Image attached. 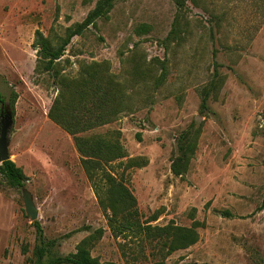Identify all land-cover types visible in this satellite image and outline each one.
<instances>
[{"label": "rangeland", "instance_id": "374dc122", "mask_svg": "<svg viewBox=\"0 0 264 264\" xmlns=\"http://www.w3.org/2000/svg\"><path fill=\"white\" fill-rule=\"evenodd\" d=\"M96 2L0 0L1 105L17 92L9 155L28 177L22 187L32 193L52 252H74L102 227L90 252L104 264H264V0H185L180 10L175 0H117L107 18L71 39L56 65L75 78L106 61L125 82L138 62L150 70L142 74L146 84L135 77L131 109L79 135L118 138L126 155L105 168L123 173L141 221L158 212L151 224L203 223L196 243L166 256L157 240L111 234L72 136L47 116L60 89L35 69V30L55 43ZM176 19L177 34L167 38ZM139 24L149 30L137 34ZM162 65L164 78L154 85ZM214 83L202 105V89ZM195 130L187 171L175 175L180 137ZM130 158L146 164L124 169L119 162ZM22 187L0 181V264L32 257L36 232Z\"/></svg>", "mask_w": 264, "mask_h": 264}, {"label": "trees", "instance_id": "16d2710c", "mask_svg": "<svg viewBox=\"0 0 264 264\" xmlns=\"http://www.w3.org/2000/svg\"><path fill=\"white\" fill-rule=\"evenodd\" d=\"M117 0H97L95 5L87 12L83 20L74 22L65 28L64 34L59 36L57 42L44 36L36 29L34 46L37 47V62L35 69L38 73L46 72L52 75L59 87V92L54 97L47 116L64 129L73 138L74 145L80 155V161L84 171L95 189L98 201L107 215V223L111 234L114 237L130 234L139 239L157 240L161 248L165 249L163 256H166L178 249L187 248L199 239L198 228L203 226L199 220H193L190 226L178 225L169 222L160 226L151 224L158 217V212L149 216L146 220H140V214L136 207V198L126 186L123 173L117 178L105 166L120 160L126 153L118 138H104L101 135H79L83 132L109 123L123 111L131 109L133 102L132 90L138 83L135 77H141L146 84L145 72H150L148 67L142 68L138 62L128 72V82L120 81L116 75L109 71L107 62H98L83 67L82 73L75 78H69L60 74L56 65L64 54L67 45L76 35H81L90 25L95 26L99 18H107ZM180 10L185 0H175ZM171 34H177L179 26L177 19L173 24ZM149 30L148 25L139 24L135 29L137 34ZM166 42L168 40H165ZM163 72L153 78V84L158 85L164 78ZM153 77L150 73L147 74ZM216 84H209L204 87L202 93V105L211 94ZM17 99V92L12 90L9 97V106L14 114V103ZM5 101L0 92V105ZM195 130L192 134L185 132L180 137V153L172 159L170 164L173 174L182 176L188 168L190 156L195 149L198 136ZM123 168L144 166L146 161L143 158H130L127 161L119 162ZM27 176L21 167L17 166L11 159L0 163V181L5 182L14 188L24 185ZM36 232V242L32 249L30 264H104L90 252L94 242L103 235L104 228H95L88 236L81 239L75 246V251L66 255H55L51 246L53 240H46L43 230L37 220L33 221ZM23 254L27 253V246L21 248ZM108 264H115L109 262ZM135 264V263H131ZM152 264H166L162 260Z\"/></svg>", "mask_w": 264, "mask_h": 264}, {"label": "water", "instance_id": "95a60500", "mask_svg": "<svg viewBox=\"0 0 264 264\" xmlns=\"http://www.w3.org/2000/svg\"><path fill=\"white\" fill-rule=\"evenodd\" d=\"M13 125V114L8 104L0 107V163L10 159L9 155V133ZM25 212L34 221L38 216V209L33 200L32 193L25 187L21 188Z\"/></svg>", "mask_w": 264, "mask_h": 264}]
</instances>
